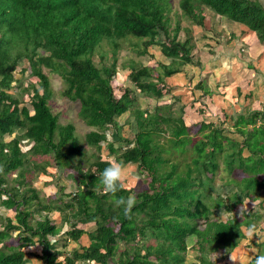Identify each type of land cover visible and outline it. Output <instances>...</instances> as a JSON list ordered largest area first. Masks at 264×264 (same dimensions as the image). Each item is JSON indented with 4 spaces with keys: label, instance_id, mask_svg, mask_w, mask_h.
I'll return each instance as SVG.
<instances>
[{
    "label": "trees",
    "instance_id": "16d2710c",
    "mask_svg": "<svg viewBox=\"0 0 264 264\" xmlns=\"http://www.w3.org/2000/svg\"><path fill=\"white\" fill-rule=\"evenodd\" d=\"M179 7L181 16L193 26L205 28L206 11L210 10L221 21L241 26L243 35L253 34L255 44L264 46V5L259 0H179ZM172 9L171 0H0V167L4 169L0 174V204L15 211L16 221L4 218V223L0 218V264H35L33 259L41 261L39 264H171V260L183 264L187 241L192 236L198 237L195 249L199 251L200 264H216L212 259L214 252L224 250L223 254L229 256L247 239L244 230L248 226L255 224L259 228L264 199L248 209L241 193L247 195L251 191L249 198L255 201L264 191V179L259 181L255 176L264 174V110L245 107L227 116L221 125L203 121L198 130L203 135L194 143L185 111L181 109L176 116L169 110L165 114L161 105L143 110L133 95L137 89L144 96L160 100L173 92V87L166 86V79L193 62L195 48L189 39H179L181 29L191 31V27L182 28L178 20L171 29ZM129 37L140 40L130 43L138 57L149 56L153 60L150 48L159 46L170 64L159 63L158 69L130 59L121 65L129 70L126 85L118 86V55L126 49L120 48L117 41ZM105 39L111 41V61L101 51ZM233 40L229 38L227 42ZM96 53H100L99 65L94 61ZM23 60L29 62L31 74L39 79L38 87L27 89L32 93L33 113L26 106L19 107L21 101L10 93L15 71ZM44 69L64 81L63 97L81 105L78 117L91 129L85 140L96 150L90 155L94 161L88 165L77 124H62L60 114L52 110L53 83ZM195 90L202 91V96L211 91L204 83ZM127 113L133 116L137 129L131 139L123 138L120 129L119 118ZM17 129L24 131L22 139L6 141L5 136ZM108 131L109 135L114 132V141H108ZM225 131L240 135L243 142L224 135ZM163 137H168L170 151L181 146L183 154L193 144L195 152H205L204 159H193L194 166L187 165L184 174L175 165L162 175V166L170 163L168 150L160 142ZM24 139L33 143L27 153L20 146ZM104 142L108 156L136 165L139 171L145 169L150 175L148 189L125 188L116 194L117 198L135 195L137 203L131 219L100 185V174L112 161L102 157ZM220 154L225 156V169L229 173L242 169L243 177L224 179L227 196L216 198L211 207L203 200V192L211 188ZM42 157L47 160L44 166L38 164ZM47 164L74 170L79 190L67 195L69 201L60 196L62 204L48 202L34 187L35 180L47 172ZM13 174L14 187L9 189L8 178ZM63 190L61 186V193ZM3 195L6 199H2ZM219 210L234 217L224 222L212 219ZM239 210L242 218L235 217ZM53 211L62 213L61 223L50 218ZM36 213L42 218L35 219ZM72 218L76 221L72 222ZM199 219L205 220L204 226L195 222ZM80 224H94L95 230L87 233L78 227ZM65 225L70 227L65 231L69 239L65 240L66 247L69 242L82 245L80 240L85 234L89 245L61 252L49 238L61 235ZM14 235L19 237L17 245L9 243ZM60 237L56 242H60ZM122 243L127 248L118 253ZM37 244L42 247L41 254L24 251ZM260 247L257 256L264 255V242ZM61 255L64 257L59 260Z\"/></svg>",
    "mask_w": 264,
    "mask_h": 264
},
{
    "label": "rangeland",
    "instance_id": "374dc122",
    "mask_svg": "<svg viewBox=\"0 0 264 264\" xmlns=\"http://www.w3.org/2000/svg\"><path fill=\"white\" fill-rule=\"evenodd\" d=\"M263 5H264V0H259ZM173 9L171 12V29L176 27V24L178 23V20L181 22V27H191V31L187 30L188 28L181 29L179 33V39L181 41H184L185 39L190 40V46L194 47L195 49L192 51V57L194 63H197L198 66L192 67V66H186V69H189L190 71L187 72V79L181 77V75H175L174 78L177 80H173V92L167 93L164 97H162L160 100L153 99L147 96H144L143 93L140 91H135L133 95L137 99L136 102L140 104V107L145 110H153L155 106L161 105L166 108L164 113L166 114L169 111H171L174 116H176L180 110L182 109L183 105V100L184 98L178 102V96L181 94L184 97H189L188 102L190 101L191 108L192 109H187L184 114V118L187 121V124L192 126L191 130V136L194 138V143L198 141L199 138L202 137L203 132L199 133V126L201 122H203V118H205L207 107L211 110V114L214 112L213 108H216L217 104L219 103L217 101V96H226L229 101L231 102V96L233 95L232 93L238 92V95L236 97L232 98H237L238 100L235 102L234 105L240 106V105H245L247 107L252 106V104H255V102H260L262 105L260 108H263L262 106L264 105V57L263 54L260 53L259 55H251V53H254L257 47L259 45H256L255 43L257 42L253 34L249 35H243V30H238V27L235 29H232V23H230L227 20H222L219 16H214L212 11L207 10V20H206V26L205 28L201 27H196L193 26V23L189 21L188 19L184 18L181 16V10L179 7V0H171ZM235 33V34H234ZM219 34V35H218ZM172 35V32H171ZM229 38H233V42L229 44H225L226 41ZM140 41L134 37H129L123 40L117 41V43L120 45V48L126 49L124 51H119L118 55V64L120 65L118 75L115 78V83L119 85H126L125 81V76L128 74V69H123L121 68V65L125 62H128L130 59H135V61H142L144 65H151L155 68H158L157 64L161 63L160 59H162L160 50L158 47H151L150 52L151 56L154 60L150 59L149 56L143 58V57H138L135 54V51L132 50V47H130L131 42H136ZM104 44L101 47V51L106 55V60L111 61L112 59V47L109 45L111 42L108 39L103 40ZM102 42V43H103ZM259 44V42H258ZM217 45L219 47H217ZM115 50V49H114ZM239 54H242L241 56ZM94 61L97 63V65L101 64L99 63L100 61V53H96L94 57ZM170 61V60H169ZM211 63V66L207 63ZM156 63V64H154ZM206 66L204 69H201L200 66ZM202 66V67H203ZM159 69V68H158ZM44 72L49 75L51 81H52V87L54 90V99L51 101V107L52 110L55 114H60V122L62 124H67L68 122L77 124V134L80 138V141L82 145L84 146L86 153H87V159L89 161L85 164L88 165L89 162L94 161L95 157L93 156L90 157V155L94 154L96 152L95 148L89 146L85 140L86 134L91 130L84 122L78 117L81 105L79 102H71L69 99L63 97L62 91L65 89L66 85L62 79L59 78L57 75H51V73L47 70L44 69ZM15 81L12 82V88L10 93L14 94L15 96L18 97V99L21 101L19 107H28L33 113L32 106L30 103V98L32 96L31 92H27V89L30 88L32 85H35L36 87L39 86V79L31 74V69L29 62L27 60H23L20 62L19 67L15 71ZM202 79H205L202 81ZM244 81V82H243ZM243 82V85H248L244 89L241 88L242 84L240 85V88H236L237 85ZM248 82V83H247ZM201 83H204L207 85L208 89L211 90L209 95L207 97L214 98L213 102L208 101V105L206 107L201 108L199 105V102L201 99H196V98H191V91L193 90V95H195L194 90L195 87ZM165 84L168 88H171L172 86H169L166 81ZM234 85V86H233ZM123 86V87H124ZM162 86V85H161ZM232 87L228 89V94H222V92L226 91V88ZM235 87L236 90L233 88ZM119 89V88H118ZM192 89V90H191ZM216 89V91H214ZM238 89V90H237ZM120 90V89H119ZM226 93V92H225ZM212 94H215L213 96ZM253 94V96H252ZM205 97V96H201ZM180 99V98H179ZM223 100L222 98H220ZM199 100V101H198ZM206 100H208L206 98ZM227 101L223 103L222 110L224 114H229L230 111L232 110L230 106L227 105ZM217 102V103H216ZM240 102H243L240 104ZM216 103V105H214ZM201 104V103H200ZM211 104H213V108H211ZM205 106V103L202 104ZM225 106V108H224ZM190 107V105H189ZM249 108V109H250ZM230 109V110H229ZM194 114V116H198L200 118L199 121L192 122L191 121V115ZM213 117L212 119H215L214 122H219L220 118ZM206 119L209 120V117L206 115ZM205 120V119H204ZM206 121V120H205ZM120 122V129H121V134L123 138H134V134L137 132L136 129V123L131 116L130 113H127L119 118ZM222 122L219 123L221 125ZM232 130V129H231ZM110 131L107 132L108 141H114L113 136L109 135ZM24 131L21 129H17L12 135H6L5 140L6 141H11L14 138H19L23 137ZM224 135L233 138V139H239L238 141L240 143L243 142V139L240 138V135L230 132V131H225ZM168 137H163L161 138L160 142L163 146L166 147L168 152H166V156L170 157V163L169 164H164L160 170V173L164 175L165 173H168L172 170L175 165L177 166V170L180 174H184L185 171L188 169L189 164L192 166V160L193 159H198L202 160L204 159V153L198 154L193 150V144L188 145L186 148V152L181 154V146H177L174 151L169 150V144L167 142ZM33 143H28L27 139L21 140V149L23 152L27 153L32 147ZM103 146L102 150V157L108 158L109 160H115V157L113 155L108 156L109 149L106 147V143L101 144ZM184 149V147H183ZM209 150V149H208ZM169 153L172 154L168 155ZM219 154V153H218ZM244 156L247 157L249 156V153L247 150L243 152ZM32 156H30L31 158ZM34 159H36V156H33ZM46 159L41 158L38 159V164L40 166L46 165ZM225 156L223 154H220L217 157V163L219 166V169L215 173V177L213 181L211 182V188H207L204 190L203 195L205 202L207 204H210L211 207H213V201L215 202L216 198L219 196H227L226 193V188L228 185L224 182V179L228 178H234L236 180H239L241 176L243 177V170L242 169H237L233 172H228L225 169ZM32 162V161H31ZM52 166H54L55 161H50ZM32 165V163L30 164ZM128 165V170H127V180H126V189H134L136 191H141V190H146L148 189V182L150 181V175L147 174V171L144 169L143 171H139L136 167V165L132 164H127ZM35 166V165H34ZM49 164H47V172H43L39 178H37L34 182V187L38 190H40V197L48 200V202H53L55 204H62V201H69V197L67 196L68 194H74L76 193L79 189L77 182L74 180V170L71 169L70 167L63 166V168H55L52 167ZM255 174V173H254ZM253 174V175H254ZM209 176V173L207 174ZM212 174L210 173V176ZM256 174L258 180L261 181L264 179V174ZM135 176H140L141 180L136 181L134 179ZM16 174L11 175V177L8 178V185L9 189H12L11 187H14V181L13 178L15 179ZM205 177V176H203ZM243 180V178H242ZM61 186L64 187L63 192L61 193L60 188ZM233 188V187H229ZM133 194V193H132ZM131 194V195H132ZM244 195V197H242ZM249 195H251V191L248 192L247 195L244 193H241V197L243 198L245 205L247 206L248 209H251L252 207L255 206V203L257 199L254 201V199L249 198ZM60 196H62V199L60 201ZM254 198V197H253ZM264 199V191L260 194V198L258 199ZM2 199H6V196L3 195ZM71 211H67V213H70ZM221 210L217 211L212 215V219L214 220H219V221H226L228 218H231V216H223ZM225 213V212H223ZM42 215H45L43 212ZM41 214L36 213L35 219H41L42 218ZM50 218L56 222V223H61L62 221V213L59 211H53L49 214ZM234 217V216H233ZM235 217L242 218L243 215L241 213V210H239L236 214ZM0 218L1 222L4 221V218H12L13 222L16 223L15 221V211L7 209L5 206H2L0 204ZM72 222L76 221V219L72 218ZM198 223V226H203L205 225V220L204 219H199L195 221ZM264 222V217L261 221V223ZM5 223V221H4ZM79 228L85 229V231L91 232L95 230V225L94 224H88V225H78ZM202 227V226H201ZM70 227L65 225L63 228V231L61 235L56 236V237H50V241L53 243L58 244V248L61 249V252L67 253L70 252L71 249L73 248H78L80 246H88L90 243V240L88 236L85 234L81 238V244L78 245L77 243L69 242V246L66 247L64 245L65 240L69 241L68 237L65 234L66 230H69ZM264 230V223L261 224L260 230L263 232ZM258 231V232H259ZM259 234H261L259 232ZM61 236V237H60ZM58 237H60V242H56ZM67 237V238H66ZM19 237H16L14 235L13 239L9 240L10 244L17 245L18 244ZM198 237L197 236H192L188 238L187 241V251L184 255V263L183 264H200L199 261V251L196 250L198 246ZM264 242V232L261 235L254 236L253 239L249 240L248 238L243 240L240 245L233 250L230 255L228 254H223L225 253L224 250L220 252H214L212 254V259L215 261L216 264H251L253 261H255L256 256L259 254L261 247L260 244ZM154 243V242H153ZM126 244L122 243L118 247V253L123 252L126 249ZM128 250L131 251L132 255V249L128 248ZM25 252L29 253H37L41 254L42 247L39 246V244L35 246H29L24 249ZM142 254L144 251L141 252ZM119 255H117L118 257ZM227 256V259H224V257ZM64 255H61L59 257V260L63 259ZM116 257V259H118ZM230 257H235V260L230 259ZM29 258V256H28ZM220 259V260H219ZM32 260V259H31ZM35 264L41 263V261H35V259L32 260ZM171 264H176L171 260Z\"/></svg>",
    "mask_w": 264,
    "mask_h": 264
},
{
    "label": "crops",
    "instance_id": "0c3cea01",
    "mask_svg": "<svg viewBox=\"0 0 264 264\" xmlns=\"http://www.w3.org/2000/svg\"><path fill=\"white\" fill-rule=\"evenodd\" d=\"M232 29H235V27L237 28L238 27V30H242V27L241 26H237V25H235V24H233L232 23ZM235 34V33H234ZM233 42V41H232ZM231 42V43H232ZM231 43H229V42H227L226 41V43L225 44H231ZM154 47H158L159 48V50H160V54H161V57H162V59H160V60H162V61H160L161 63H163V64H166V65H168V64H170V59H168V58H166L163 54H162V50H161V48L159 47V46H154ZM217 47H219L218 45H217ZM258 49H256L255 50V52L254 53H251V55H259L260 53H262L263 54V57H264V46L263 45H261V43H259V47H257ZM150 54H151V52H150ZM152 55V54H151ZM240 56L242 55V54H239ZM154 58V57H153ZM154 60V59H153ZM194 60V59H193ZM154 64H156V63H154ZM207 64H209L210 66H211V63H207ZM157 66H158V64H157ZM186 66H192L193 68L194 67H196V66H198L197 65V63H194V61L191 63V64H188V65H185V66H183L182 68H181V72L178 74V75H181V77H183V78H185V79H187L188 80V78H187V72L188 71H190L189 69H186ZM203 66V65H202ZM200 66L201 67V69H204L206 66ZM177 80L176 78H174V77H170V78H167L166 79V83L169 85V86H172L173 87V80ZM203 80H205V79H202V81ZM244 82V81H243ZM243 82L242 83H240L239 85H237L236 86V88L238 87V89L240 88V85L242 86L241 88H245V87H247L248 85L246 84V85H243ZM248 83V82H247ZM234 86V85H233ZM229 88H232V87H228V88H226V91H224V92H222V94L224 95V94H228V89ZM235 90H236V88L235 87H233ZM237 89V90H238ZM192 90V89H191ZM214 91H216V89L214 90ZM192 93H190L191 94V98L193 99V98H196V99H201V101L199 102V105H200V107L201 108H203V107H206V105H208V101L209 102H213V100H214V98H211V97H207V96H205L204 98L203 97H201L202 96V94H203V92L202 91H200V90H194V93H195V95H193V90L191 91ZM211 92V91H210ZM226 92V93H225ZM233 95L231 96V102L229 103V101H227L228 100V98H227V95L226 96H217V97H215V98H217V101L219 102L217 105H216V103L214 104V105H216L217 107L216 108H213L212 106H213V104H211V108H213V110H214V112L212 113V115H209V114H211L210 112H211V110L207 107V111H206V114H204L205 115V118H203L202 120L203 121H205L206 123H213L214 122V120L215 119H212L213 117H217V116H219L218 118H220V120H219V122H215V124L216 125H219V123L220 122H223V121H227V116H230V115H232L233 113H235V112H239L240 110H242V109H244L245 107H247V106H243V105H240V106H236V105H234L235 104V102L238 100L237 98H232V97H236V95H238V92L236 91V93L234 94V93H232ZM213 96H215V94H212ZM252 96H253V94H252ZM176 98H178V102H180L183 98H184V100H183V105L181 106L182 107V110L183 111H187V109H192L191 108V104H190V101L188 102L187 100H189V97H184L182 94L180 95V96H178V97H176ZM180 98V99H179ZM206 98L208 99V100H206ZM220 98H222L223 100H221ZM199 101V100H198ZM225 101H227V105L228 106H230V108L232 109L231 111H230V113L229 114H224V116H222L223 115V112H221V110H222V106H223V103L225 102ZM201 103V104H200ZM203 103H205V106H203L202 104ZM243 102H240V104H242ZM189 105H190V107H189ZM262 105V103L260 102V104L258 103V102H255V104H252V106H251V108L250 107H248V108H250V110L251 111H262V110H264V105L262 106L263 108H260V106ZM224 108H225V106H224ZM166 109V108H165ZM230 110V109H229ZM206 115L209 117V120H207L206 119ZM191 121L192 122H195V121H199L200 120V118L196 115V116H194V114H192L191 115ZM205 119V120H204ZM190 126V125H189ZM241 138V137H240ZM237 141L239 140V139H236ZM263 199V198H262ZM262 199H260V201L262 200ZM257 200H258V198H257ZM255 203V205H257V203L256 202H254ZM260 203V202H259ZM262 223H264V222H262ZM262 223H260L258 226H259V228L257 229L258 231L260 230V226H261V224ZM261 234L264 232V230H263V232H261V231H259ZM258 232V233H259ZM261 234H259V235H261ZM72 250V249H71ZM36 261V260H35Z\"/></svg>",
    "mask_w": 264,
    "mask_h": 264
},
{
    "label": "clouds",
    "instance_id": "9594fccd",
    "mask_svg": "<svg viewBox=\"0 0 264 264\" xmlns=\"http://www.w3.org/2000/svg\"><path fill=\"white\" fill-rule=\"evenodd\" d=\"M243 139V138H242ZM127 170L128 165L123 162L113 160L109 163L99 177L100 185H102V190L105 194H110L112 201L117 207L123 208V212L126 218H132V210L135 207L137 201L134 194L128 195L127 197L120 196L117 198L116 194L126 188L127 180ZM4 169L0 167V174H3ZM136 181H140V176H135ZM260 201L257 200L258 204ZM223 216H231L232 213H222ZM245 234L249 240L253 239L254 236H258V230L255 224L248 226L245 230ZM230 259L235 260V257H230ZM89 264H96L95 261H90ZM255 264H264V255L257 256L255 259Z\"/></svg>",
    "mask_w": 264,
    "mask_h": 264
}]
</instances>
